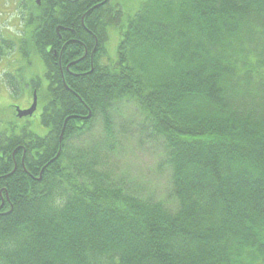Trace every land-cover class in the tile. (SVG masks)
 I'll return each mask as SVG.
<instances>
[{
	"label": "trees",
	"instance_id": "16d2710c",
	"mask_svg": "<svg viewBox=\"0 0 264 264\" xmlns=\"http://www.w3.org/2000/svg\"><path fill=\"white\" fill-rule=\"evenodd\" d=\"M44 18L18 50L45 66L48 133L0 134V264H264V0H140L97 19L120 37L93 63H69L78 47L60 63ZM15 50L0 40V57ZM19 71L13 90L31 84L39 101L42 78ZM120 105L161 136L176 207L128 191L99 146L76 143L96 119L111 138Z\"/></svg>",
	"mask_w": 264,
	"mask_h": 264
},
{
	"label": "rangeland",
	"instance_id": "374dc122",
	"mask_svg": "<svg viewBox=\"0 0 264 264\" xmlns=\"http://www.w3.org/2000/svg\"><path fill=\"white\" fill-rule=\"evenodd\" d=\"M139 3L140 0H129L127 12L133 13ZM13 16L14 14L6 9L0 12V36L10 37L9 35H14L19 28H23V21L18 24V18L14 19L16 26L13 25ZM119 37L118 30L113 29L112 43L108 46L112 58L116 57ZM8 54L0 59V134L9 135L13 131L18 132L22 128H28L44 136L48 133V128L41 123V113L45 102L43 91L48 85L44 76L45 66L36 53H32L31 66L28 65L26 56L20 51ZM107 61L108 59L103 60V62ZM15 67L23 68L25 83H30L34 76L42 78L38 107L31 116L19 117L14 112V106L28 108L34 94L31 84L22 85L23 87L20 86L16 91L13 90L9 81L14 79L12 76L7 78V75L9 76L10 71L16 72ZM118 110L117 115H114L111 138L105 136L102 121L96 119L87 136L82 140H76V143L99 146L101 154L104 153L103 171L111 180L123 184L128 191L152 200L164 201L169 207H176V200L171 196L172 168L161 136L153 134L148 126H142L141 116L132 106L120 105Z\"/></svg>",
	"mask_w": 264,
	"mask_h": 264
},
{
	"label": "flooded vegetation",
	"instance_id": "af4514ba",
	"mask_svg": "<svg viewBox=\"0 0 264 264\" xmlns=\"http://www.w3.org/2000/svg\"><path fill=\"white\" fill-rule=\"evenodd\" d=\"M125 1L127 10L122 8L123 0H0V12L4 9L8 12L11 11L14 14L12 19L14 26H16V20L14 19L18 18V24L23 21V28H19L14 35H9L10 37L0 36V40L5 38L15 41L17 51H19L18 47L22 42L28 40L27 36L30 28L27 22L29 18L40 14L41 17H45V31L51 34L54 31L56 35V38L50 36L49 42L54 40L61 46L62 51L59 54L56 50L54 51L55 56L59 55L60 63L63 62V50L65 48L73 49V47L81 48L82 54L70 59V64L87 57L93 63L105 44L108 48L109 43H112L111 32L115 29L109 27V32L106 34L103 28L97 24V19L105 16L115 19L119 13H126L129 8V0ZM106 59H108V56L103 55L102 60ZM15 70L14 75L21 73L19 67H15Z\"/></svg>",
	"mask_w": 264,
	"mask_h": 264
},
{
	"label": "water",
	"instance_id": "95a60500",
	"mask_svg": "<svg viewBox=\"0 0 264 264\" xmlns=\"http://www.w3.org/2000/svg\"><path fill=\"white\" fill-rule=\"evenodd\" d=\"M37 106H38V96H37V93L35 92L33 95V103L29 108L21 109L19 106L16 107L17 115L19 117L31 116L36 111ZM62 138H63V132L61 133L60 141L62 140Z\"/></svg>",
	"mask_w": 264,
	"mask_h": 264
},
{
	"label": "bare ground",
	"instance_id": "6f19581e",
	"mask_svg": "<svg viewBox=\"0 0 264 264\" xmlns=\"http://www.w3.org/2000/svg\"><path fill=\"white\" fill-rule=\"evenodd\" d=\"M15 152H13V154H14ZM42 174V173H41Z\"/></svg>",
	"mask_w": 264,
	"mask_h": 264
}]
</instances>
